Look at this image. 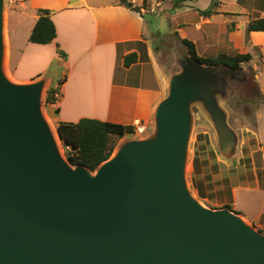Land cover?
<instances>
[{
	"label": "water",
	"instance_id": "water-1",
	"mask_svg": "<svg viewBox=\"0 0 264 264\" xmlns=\"http://www.w3.org/2000/svg\"><path fill=\"white\" fill-rule=\"evenodd\" d=\"M2 22L0 0V264H264V233L229 207L203 205L186 180L192 105L232 157L238 136L221 103L223 75L253 80L247 71L186 57L155 107L152 134L91 171L61 156L40 109L44 80L14 83L4 73Z\"/></svg>",
	"mask_w": 264,
	"mask_h": 264
},
{
	"label": "crops",
	"instance_id": "crops-1",
	"mask_svg": "<svg viewBox=\"0 0 264 264\" xmlns=\"http://www.w3.org/2000/svg\"><path fill=\"white\" fill-rule=\"evenodd\" d=\"M130 1L139 12L120 5L117 0H24L18 4L16 10L24 30L20 34L12 31L8 21L9 73L18 83L42 78L45 94L48 88H56V101L47 104L54 110L50 119L55 126L58 122L92 118L130 125L133 129L141 126L143 131L153 128L155 107L164 97V79L150 51L145 14L152 12L150 5L160 6L162 1ZM208 2L211 7L214 1ZM236 5L231 12H225L222 8L226 3L220 2L216 9L212 7L215 13L199 15L207 38L213 39L217 30L225 34L229 19L230 22L235 19L236 33H240L241 26L246 30L248 12L239 3ZM38 8L52 12L56 38L47 44L28 41ZM257 32L264 34V31H250L248 35L257 36ZM250 43L259 45V41ZM57 45L65 58L57 53ZM131 52L137 54V60L125 67L123 57ZM52 64L58 69L55 83L52 77L45 76ZM263 109L264 103L255 104L256 127ZM256 127H244L239 137L231 126L238 143L230 158L213 148L207 133L197 134L194 142L189 143L186 163L187 185L194 198L210 208L228 206L247 222L264 214V201L259 207L250 206L251 200L254 201L252 193L253 196L264 193V174L257 172L254 157V153L261 151L259 161L264 162V145ZM240 194L243 201L239 200Z\"/></svg>",
	"mask_w": 264,
	"mask_h": 264
},
{
	"label": "rangeland",
	"instance_id": "rangeland-1",
	"mask_svg": "<svg viewBox=\"0 0 264 264\" xmlns=\"http://www.w3.org/2000/svg\"><path fill=\"white\" fill-rule=\"evenodd\" d=\"M21 1L24 0H3V68L7 78L14 83L18 82H16L9 73L7 26L9 21L10 27H13L11 29L12 31L15 30L18 34L23 32L24 24L19 18L20 14L16 10ZM161 1L162 5L160 6L150 5V10L152 9V12H147L145 14V19L146 28L149 33L150 51L153 60L162 70L164 79V96L167 94L168 81L171 74L179 71L180 65L183 64L185 58L189 56L187 47L181 42L182 38L192 41L195 46L196 54L202 57H215L219 54L233 56L237 53L247 52L251 54V59L247 62L240 63L239 66L242 70L247 71L253 80H244V82L237 80V76H234L231 70H228L227 73L223 75L226 81H228V97L221 101V103L228 113V123L237 131L238 136L242 137L244 127H256L255 104L264 103V34L258 33L257 36L250 37L248 35L249 31L241 26L239 35L234 30L235 19H231L232 22H230L228 17L229 21L226 23L227 31L225 34L224 31L221 33L217 30L216 36L210 40L205 35L204 24L199 18V8L209 6L208 0H183L180 1L178 5H174L173 0ZM213 1L216 2V5L213 6L214 9L219 6L220 2L226 3V7L222 8L225 12H231L230 10H233V8L237 6L236 3H239L241 7H244L247 10L249 20L264 17V0ZM218 19L222 20L221 18ZM231 25L233 28H230ZM250 41H259V45H253ZM149 60L150 59L148 58L147 61ZM45 76L52 77L53 83L56 82L59 76L55 64H52ZM44 97L45 89H43L40 100L41 113L50 129L56 131V126L50 119L54 114V110L45 103ZM191 115L192 125L189 143L192 144L194 142L197 134L207 133L213 148L218 152L216 134L208 115H206L204 110L196 104L191 107ZM256 128L259 138L264 145V114L260 116ZM151 134V127L141 132L133 129L127 135L117 139L114 151L128 140L144 139ZM57 146L61 156L65 158L64 154L66 149L58 139ZM238 152L239 155L240 150ZM190 153H192V151ZM260 156H262L261 151L254 153L258 167L257 172H260L263 175L264 162L259 161ZM251 198H254V201L251 200L250 202L251 208L259 207L260 203L264 201V193H254V196L252 193ZM243 199L244 196L240 194L239 200L243 201ZM247 223L253 226L256 231L264 233V214H262L259 219L251 220Z\"/></svg>",
	"mask_w": 264,
	"mask_h": 264
},
{
	"label": "trees",
	"instance_id": "trees-1",
	"mask_svg": "<svg viewBox=\"0 0 264 264\" xmlns=\"http://www.w3.org/2000/svg\"><path fill=\"white\" fill-rule=\"evenodd\" d=\"M131 10L139 12V8L134 6L130 0H117ZM183 0H173L174 5H178ZM213 2L208 9L200 10L203 16H209L214 12ZM51 11L49 9H36L37 19L30 32L28 41L36 44H47L56 38V29L51 20ZM247 31H264V17L249 20L246 26ZM260 33V32H257ZM181 42L187 47L189 55L205 65H225L236 69L239 64L247 62L251 59L250 53H237L233 56L219 54L215 57H202L196 54L194 43L186 38H182ZM57 53L65 58V53L58 47ZM137 60V54L131 52L123 57V65L128 67ZM64 78L59 81L62 83ZM58 84V85H59ZM56 88H48L44 97L45 103H54ZM57 111V110H55ZM133 130L130 125L114 123L109 121H101L92 118H82L77 122H58L56 131L60 137L63 146L66 149L65 159L72 166L83 165L89 170H95L99 164L107 160L113 153L117 139L127 135ZM228 207V206H227Z\"/></svg>",
	"mask_w": 264,
	"mask_h": 264
},
{
	"label": "built area",
	"instance_id": "built-area-1",
	"mask_svg": "<svg viewBox=\"0 0 264 264\" xmlns=\"http://www.w3.org/2000/svg\"><path fill=\"white\" fill-rule=\"evenodd\" d=\"M55 96H56V94H55ZM136 129H137V131H138V132H141V131H143V129H142V127H141V126H137V127H136Z\"/></svg>",
	"mask_w": 264,
	"mask_h": 264
},
{
	"label": "bare ground",
	"instance_id": "bare-ground-1",
	"mask_svg": "<svg viewBox=\"0 0 264 264\" xmlns=\"http://www.w3.org/2000/svg\"><path fill=\"white\" fill-rule=\"evenodd\" d=\"M52 132H53L54 138H55L56 141H57L58 138H57V136H56V132H55L54 130H53Z\"/></svg>",
	"mask_w": 264,
	"mask_h": 264
}]
</instances>
